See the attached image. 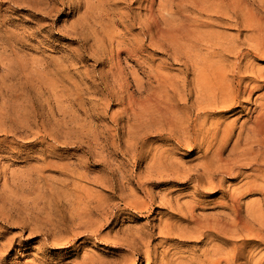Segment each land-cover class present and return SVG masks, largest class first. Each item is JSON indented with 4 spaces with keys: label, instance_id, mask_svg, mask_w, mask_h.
<instances>
[{
    "label": "rangeland",
    "instance_id": "374dc122",
    "mask_svg": "<svg viewBox=\"0 0 264 264\" xmlns=\"http://www.w3.org/2000/svg\"><path fill=\"white\" fill-rule=\"evenodd\" d=\"M238 1L253 18L264 22V0ZM196 3L220 5L213 0H0V264L129 262L138 256L117 248V240L124 238L125 230L168 217V207L159 204L164 195L173 204H193L200 219L231 223L235 216L226 201L231 192H242L239 216L253 230L258 229L253 213L264 212V191L243 187L250 177L257 178L254 167L238 165L234 175H214L217 183L221 179L222 188L208 192L197 189L196 180L204 184L210 178L195 177L203 173L204 159L216 158L217 145L209 148L207 143L193 139L189 143V137H181L188 145L177 147L172 141L163 142L165 135L158 136L156 128L142 133L141 140L148 133L144 144L134 142L130 134L137 120L125 112L124 104L128 93L140 100L155 86V73L150 74L148 65H161L171 75L182 67L180 51L170 44L162 50L163 42L156 34L158 44L150 42L146 27L168 29L183 21H208ZM152 17L157 22L154 25ZM237 18L218 17L211 29L249 47L254 43L250 35L256 33L241 25V15ZM110 58L114 59L116 81H123L120 86L111 75ZM248 58L254 67L264 68V59ZM123 88L127 94L120 99L115 94ZM262 93L264 86L251 95L249 103L243 102L252 106L248 113L215 112L204 123V114L198 117L194 110L188 114L205 131L214 130L217 121L221 128L236 119L237 132L243 120L255 116L258 107L253 100ZM234 143L233 137L223 158L234 156L230 151ZM162 145L171 160L175 159L176 170L188 168L184 173L179 169L178 177L189 173L190 179L158 180L147 170ZM253 149L261 153L257 145ZM137 180L154 196L152 214L139 215L124 204L133 199L144 201ZM226 238L214 243L228 249L239 247V251L244 247L245 252L257 243L247 236ZM154 242L161 243L157 251L171 245L169 256L177 253L186 258L208 247L204 240L165 242L157 237ZM263 251L260 245L255 253ZM139 262L145 264L138 257Z\"/></svg>",
    "mask_w": 264,
    "mask_h": 264
},
{
    "label": "bare ground",
    "instance_id": "6f19581e",
    "mask_svg": "<svg viewBox=\"0 0 264 264\" xmlns=\"http://www.w3.org/2000/svg\"><path fill=\"white\" fill-rule=\"evenodd\" d=\"M213 1L220 3V5L214 3L209 5H206V3L195 4L200 13L208 15V21L199 20L200 22L198 21L195 24H188L183 21L177 27L168 29L161 26L158 27V25H156L155 30L150 25L146 27L148 31L145 32V37L150 42L157 45V36L163 42H160L162 50L165 48L164 44L168 47L170 44L175 50L180 51L182 67L179 73L171 75L161 65H148L150 74L155 73V86L152 89L149 88L146 96L140 100L135 99L133 95L128 93L127 101L124 104L125 112L130 111L133 118L137 120L133 119L136 124L132 123L130 134L132 139H135L134 142L136 140L137 142H143L148 133L141 140L142 133L151 128H156L154 132L158 136L162 137L165 135L162 139L163 142L172 141L177 147H181L182 144L188 145L187 142L190 139L195 142L199 140L201 144L207 143L210 146H206L207 150L211 148V145L212 147L217 145L216 150H214V154L215 152L217 153V156L215 155L216 158L204 159V163L202 162L203 164H201L203 173H200V176L195 173L197 175L195 178L206 176V178H210V181H205L203 184L200 178L197 179V189H207L206 191L208 192L215 189L219 190L220 187L222 188L221 179L217 178L219 180L217 183L214 175H234V167L244 165L254 167V170L258 172V176L257 178L250 177L243 184V187L247 191L255 189L264 191L263 163L259 164L257 161L261 158L260 160L264 162V93L256 96L253 100V104L258 107L257 111L254 109L256 113L253 119L251 121L243 120L237 132H235L236 119L226 123L221 128H219V121H217L214 130L207 128L205 131L204 125L200 124L199 121L192 123V119L188 114V110L196 111V116L204 114V119L201 118L204 123L205 119L207 120L208 118V114L215 112L229 113L235 110L236 114L248 113L252 110V106L243 105V102L249 103L252 100L251 95L264 86V68L254 67L249 58L245 59L248 56L264 59V22L253 18L252 14L240 6L238 0ZM240 15L242 16L241 25L251 28L255 31L253 33H256V35H250V42L254 43L252 45L249 44V47L246 46L247 44L243 47L245 42L241 46L238 42H232L221 33L211 29L212 24H216L219 21L216 19L218 17H232L237 21L239 20L237 16ZM152 21L151 24L153 25L157 23L154 17H152ZM144 23L147 24L146 21ZM135 41L137 42L139 39L136 37ZM255 45L256 47L254 48ZM229 57H232L233 60L230 61L231 58L228 61ZM113 63L114 59L110 58L111 75L120 86L123 81L121 78L116 81L112 71ZM119 76H122L121 73H119ZM123 93L127 94L126 88L119 90L115 95L122 99ZM181 137H186V139L189 137V139L186 142V139ZM233 137L235 138V143L232 149L229 150L234 156L231 153L230 155L233 157L225 159L222 157V152ZM254 145L260 147V154L255 152L253 149ZM163 146L165 145H162V148H156L155 153L148 162L147 166L149 168L147 170L155 176L157 175L158 180L163 177L164 179L172 178V180H177L178 176H181L178 171L180 168L176 167L178 170L175 169L172 164L175 159L171 160ZM205 151L204 153H206ZM204 155L206 157V154ZM258 156L260 158L257 159ZM176 164L177 161L175 162ZM187 169L184 168L182 171L180 169V172L184 173ZM183 176L185 180L191 177L189 173ZM135 185L141 189L145 199L140 202L136 201V199H133V202L130 200V202L124 203L125 206L135 213H139V215L144 212L145 214H152L153 205L155 204L152 192L144 188V183L141 181L135 182ZM241 196L242 192L236 193L233 191L229 194L226 203L228 202L227 207L232 215L235 216V219L231 223H227V221L225 222L219 218L200 219V216L199 218L194 214L195 207L193 204H180L179 201L173 204V201L164 195L159 204L168 207L169 211L166 214L169 216L165 218L163 216L159 217L157 224H145L134 230H125L124 238L117 240L116 244L118 245L115 246L128 251L131 256L137 255L141 260L145 261V264H264V251L258 255L255 253L258 246H264V212L253 213L254 216H252L259 223L258 229L253 230L239 216ZM179 221L182 222L178 223ZM228 235L236 237L247 236L246 239L253 237L257 243L255 246L252 245L253 247H250L247 252L244 251V247H242L240 250L242 252H240L238 250L239 247L228 249L214 243L217 239L220 242L226 241ZM157 237L162 238L165 242H172L175 239L188 241L204 240L208 247L200 250V252H193L188 258L181 257L177 253H172L169 256L167 250L171 245H168L163 251H157V246L161 244L154 242ZM138 257L123 263L140 264V262L138 263Z\"/></svg>",
    "mask_w": 264,
    "mask_h": 264
}]
</instances>
